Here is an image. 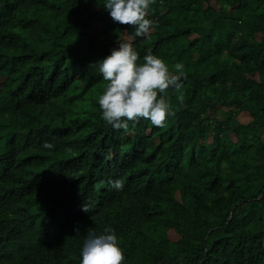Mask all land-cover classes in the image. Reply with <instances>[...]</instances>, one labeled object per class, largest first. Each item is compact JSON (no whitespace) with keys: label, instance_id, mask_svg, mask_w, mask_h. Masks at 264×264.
<instances>
[{"label":"trees","instance_id":"16d2710c","mask_svg":"<svg viewBox=\"0 0 264 264\" xmlns=\"http://www.w3.org/2000/svg\"><path fill=\"white\" fill-rule=\"evenodd\" d=\"M104 2L0 0V264H80L107 226L124 264H264V0H156L133 46L186 79L127 130L98 61L134 30Z\"/></svg>","mask_w":264,"mask_h":264},{"label":"clouds","instance_id":"9594fccd","mask_svg":"<svg viewBox=\"0 0 264 264\" xmlns=\"http://www.w3.org/2000/svg\"><path fill=\"white\" fill-rule=\"evenodd\" d=\"M87 2V0H85ZM156 0H105L103 6L113 22L134 31L126 39L119 38L118 47L98 61L99 72L106 82L98 97L101 119L115 129L129 127V122L149 120L153 126L165 127L168 118L175 116L167 94L169 90L183 87L181 77L186 79L184 65L176 63L172 68L150 50L143 56L133 46L137 37L150 36L157 21L150 18ZM181 103L184 97H179ZM44 149H53L54 143L45 141ZM112 189L122 190L120 179L109 180ZM91 206L85 203L82 211L89 213ZM125 254L120 240L111 226L101 234L90 232L83 242L80 264H124Z\"/></svg>","mask_w":264,"mask_h":264}]
</instances>
